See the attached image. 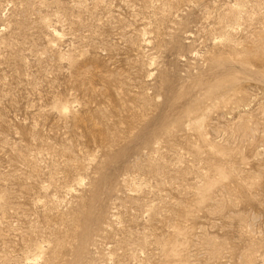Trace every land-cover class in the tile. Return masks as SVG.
Masks as SVG:
<instances>
[{"label":"rangeland","instance_id":"1","mask_svg":"<svg viewBox=\"0 0 264 264\" xmlns=\"http://www.w3.org/2000/svg\"><path fill=\"white\" fill-rule=\"evenodd\" d=\"M0 264H264V0H0Z\"/></svg>","mask_w":264,"mask_h":264}]
</instances>
